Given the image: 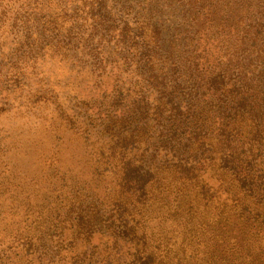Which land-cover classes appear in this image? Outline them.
<instances>
[{
    "label": "rangeland",
    "instance_id": "obj_1",
    "mask_svg": "<svg viewBox=\"0 0 264 264\" xmlns=\"http://www.w3.org/2000/svg\"><path fill=\"white\" fill-rule=\"evenodd\" d=\"M136 252L264 264V0H0V264Z\"/></svg>",
    "mask_w": 264,
    "mask_h": 264
},
{
    "label": "trees",
    "instance_id": "obj_2",
    "mask_svg": "<svg viewBox=\"0 0 264 264\" xmlns=\"http://www.w3.org/2000/svg\"><path fill=\"white\" fill-rule=\"evenodd\" d=\"M174 92L171 91L168 95H171ZM160 93L162 94V96H165V92H160ZM178 109H179V107H178ZM231 133H234V135H238L239 134L238 130H236V129H233V131H231ZM162 142L165 143L164 145H167L166 151L173 150V148H171V145H173V139L164 136V138L162 139ZM229 143H230V141H229ZM173 147L175 148V146H173ZM153 157H154V155H153ZM229 158H230L229 164H224V165H226L227 167L230 166L229 169L233 170V168L231 166L233 164L232 162L235 159V157H234L233 154H230ZM154 168H155L156 172L159 171V167L158 166H154ZM151 169H153L152 168V164H150L148 166V168L145 169L144 168V162L142 161L141 165L138 167L137 170L131 169L129 165L125 166V174H126V176H128V175L132 174V172L137 171V174L135 176L136 179H138V180H142L143 179L144 183L146 184L150 180L148 177L151 176V172H150ZM234 172H236V171L234 170ZM156 174H158V173H153V176H155ZM234 174L237 175V173H234ZM137 191L141 192L140 190H137ZM150 258H151L150 256L141 257V255L136 252V254L134 255V258L129 262V264H151Z\"/></svg>",
    "mask_w": 264,
    "mask_h": 264
}]
</instances>
